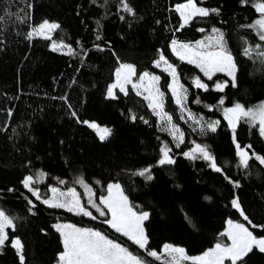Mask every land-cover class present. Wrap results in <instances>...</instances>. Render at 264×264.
<instances>
[{"label": "trees", "instance_id": "16d2710c", "mask_svg": "<svg viewBox=\"0 0 264 264\" xmlns=\"http://www.w3.org/2000/svg\"><path fill=\"white\" fill-rule=\"evenodd\" d=\"M127 2L134 15L122 10L120 0H0V209L17 218L16 230L9 234L21 240L25 264H55L63 249L53 225L66 222L105 232L147 264H160L99 220L50 209L36 201L21 181L40 171L47 174L39 186L42 192L49 186L65 189L58 179L73 185L83 177L97 195L108 183H121L129 200L149 212L145 231L149 247L158 252L165 243L183 247L189 255L202 253L217 240L229 243L219 235L229 219L264 237V227H252L264 226V165L253 158L248 168L239 166L232 129L221 108L215 107L221 97L224 107L236 102L253 107L264 101V59L255 53L252 58L243 55L245 41L253 48L256 44L264 47L248 27L258 14L241 0H196L201 7L218 9V14L198 17L175 32L180 18L174 7L184 0ZM44 20L60 25L54 37L28 39L27 33ZM201 27L207 32L215 27L225 34L236 63L235 87L224 73L207 81L199 69L181 63L169 51L174 36L193 43L202 39L207 32L197 31ZM61 42L75 54H65L67 48L53 51L52 44ZM158 49L177 66L180 82L189 90L187 107L205 121H220L215 132L206 129L202 133L198 125L180 119L167 88L170 77L153 67ZM118 61L135 65L138 74L149 71L161 77L165 110L185 133L186 142L180 148L167 132L159 130L157 117L131 87L127 96L117 92L119 99L106 98ZM194 76L209 84L208 92L192 86ZM216 81L227 82L223 92L212 90ZM196 96L200 104L193 102ZM205 105H213V110ZM133 113L135 121L130 118ZM77 118L111 128L112 135L101 142ZM235 137L242 147L251 145L249 153L264 156V136L258 126L242 122ZM193 142L207 145L223 171H214L203 159L183 156ZM162 143L172 147L175 164L156 166ZM149 166L151 180L134 175ZM28 199L36 204L31 212ZM233 199H238L247 221L232 206ZM0 264H20L10 242L0 249ZM238 264H264V253L254 248Z\"/></svg>", "mask_w": 264, "mask_h": 264}, {"label": "snow or ice", "instance_id": "6c2138e0", "mask_svg": "<svg viewBox=\"0 0 264 264\" xmlns=\"http://www.w3.org/2000/svg\"><path fill=\"white\" fill-rule=\"evenodd\" d=\"M122 10L134 15L133 8L128 4L127 0H120ZM243 5L250 4L254 11L258 14L250 25L261 42H264V0H241ZM174 11L180 18V23L175 32H181L184 28L189 27L196 18H204L218 9H207L197 4L196 0H184L174 7ZM123 19V17H121ZM60 25L55 22L44 20L32 31L27 33V38L32 39L39 37L45 40H51V34L54 33ZM197 31L206 33L203 27ZM101 37L97 35L96 39ZM243 55L252 58L253 53L264 59V47L256 44L253 48L248 46L245 41ZM53 51L67 48L65 54H75L70 45L53 43L51 46ZM169 51L181 63H187L199 69L200 73L207 81H212L217 73H224L231 78L232 86L236 83V63L231 50L227 46L225 34L213 27L210 32L200 40L193 42H184L178 38L171 39L168 46ZM102 50V49H101ZM158 58L153 61V67L167 73L170 81L167 85L168 92L171 93L172 100L181 113L180 119L185 123L191 121L200 127L203 133L206 129L212 132L217 130L220 124L219 120L205 121L203 116H197L187 107L189 90L180 82V74L177 66L170 62L164 50H157ZM113 82L107 86L106 98L116 100L119 99L117 92L124 96L129 95V86L137 96H140L147 104L148 109L157 117L159 130L167 132L175 143L176 148H180L185 144V133L181 128L173 122V117L165 110V92L162 90L161 77L149 71L137 73V68L133 64L118 61V67L113 73ZM192 86L195 89L209 91V84L204 82L200 76H194ZM227 87V82L216 81L212 90L223 92ZM67 102L66 97H62ZM196 104L201 103L199 96L193 101ZM225 99L221 97L215 107L222 110L224 119L233 132V142L236 147V154L239 158V166L249 167V160L255 159L261 165H264V156L254 151L249 153L251 145L242 147L235 137L236 128L240 123H247L251 127H257L261 136H264V102L253 107H246L244 104L236 102L231 107H224ZM209 111L213 110V105H205ZM71 107V105H69ZM11 116V112L8 113ZM74 117L77 116L75 111L72 112ZM185 115L187 119L185 120ZM130 118L135 121L137 116L133 113ZM145 124L148 123L143 116L139 117ZM78 123H83L91 128L98 136L101 142L106 141L112 135V129L101 126L95 121H81L77 118ZM195 130V129H193ZM194 146L183 152V156L188 159H203L209 163V166L216 172H222L223 169L218 165L216 158L213 156L207 145H201L193 142ZM160 158L156 162V166L172 165L176 161L171 155L172 147L167 143H162L159 149ZM152 166L146 167L134 173V175L144 176L146 179H152ZM46 173L40 171L33 175H27L21 183L23 187L35 197L36 201L45 205L50 209H63L75 216L87 217L93 221L99 220L100 223L106 224L113 232L127 238L132 244L146 252L148 257L159 261L160 264H238L253 249H258L264 253V238H258L243 223L234 222L229 219L227 226L220 237H226L230 243L223 240H217L214 246L207 248L198 255H189L185 248L174 246L169 243L162 245L158 252L149 247V238L144 228V222L149 219V212L142 211L137 205H134L121 183L110 182L104 187L103 194L97 195L94 188L85 181L83 177L78 178L75 183L83 188V194L77 191L75 187L62 189L57 186H49L47 192H42L37 186L42 183L46 177ZM228 179V177H225ZM234 186L239 185L231 180ZM59 185H64L66 181L59 180ZM100 184V181H96ZM31 212L36 204L33 200L28 199ZM231 204L236 208L244 220L248 217L244 214L240 207L238 199H233ZM95 211L96 214L93 213ZM35 214V213H32ZM16 217L11 216L5 210L0 209V249L6 243L10 242L19 256L20 264H25L23 255V244L19 237H10L9 230L15 232ZM251 224V221H248ZM253 228L264 227L252 224ZM53 228L60 234L63 251L58 254V264H147V261L132 251L128 247L123 246L120 242L112 239L105 232L91 227H81L72 223H56Z\"/></svg>", "mask_w": 264, "mask_h": 264}, {"label": "rangeland", "instance_id": "374dc122", "mask_svg": "<svg viewBox=\"0 0 264 264\" xmlns=\"http://www.w3.org/2000/svg\"><path fill=\"white\" fill-rule=\"evenodd\" d=\"M55 33V32H54ZM54 33H52L51 34V39H52V37H54ZM218 74V73H217ZM235 74H236V72H235ZM130 87V86H129ZM264 102V101H263ZM78 179V178H77ZM43 183V182H42ZM42 183H39L37 186L39 187ZM75 183V182H74ZM62 187H64L65 189L66 188H68V187H75L76 189H77V191L78 192H80L81 194H83V188L79 185V184H77V183H75V184H73V185H66V184H64V185H62ZM103 191H104V188H100L99 190H98V192H100L101 194H103ZM100 194V195H101ZM99 196V195H98ZM93 211V213H94V210H92ZM232 221H234V220H232ZM146 222V221H145ZM145 222H144V228H145ZM234 222H237V221H234ZM66 223H70V222H66ZM238 223H241V222H238ZM73 224V223H72ZM244 224V223H243ZM245 225V224H244ZM78 226V225H77ZM246 226V225H245ZM247 227V226H246ZM250 230V229H249ZM57 232V231H56ZM58 233V232H57ZM59 234V233H58ZM254 234V233H253ZM60 235V234H59ZM255 235V234H254ZM258 238H264V237H258ZM229 243H230V241H229ZM62 244V243H61ZM62 249H63V247H62ZM63 251V250H62ZM59 254V253H58ZM55 264H58V255H57V257L55 258Z\"/></svg>", "mask_w": 264, "mask_h": 264}]
</instances>
